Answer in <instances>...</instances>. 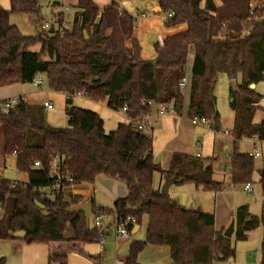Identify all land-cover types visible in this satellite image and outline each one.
I'll return each instance as SVG.
<instances>
[{"label": "trees", "instance_id": "trees-1", "mask_svg": "<svg viewBox=\"0 0 264 264\" xmlns=\"http://www.w3.org/2000/svg\"><path fill=\"white\" fill-rule=\"evenodd\" d=\"M119 1L111 0L99 10L92 0H76L69 27L60 28L62 12L52 13V31L49 28L33 37L22 35L9 24V17L38 16L40 0H8L9 9L0 8V88L30 84L40 74L48 90L65 95L67 105V126L55 127L47 123L42 105L19 100L4 108L7 100H0L4 154L13 156L16 171L27 177L26 183L0 177V241L95 244L98 235L88 227V217L68 213L85 200L67 192L74 185H91L98 176H106L123 183L127 194L113 201L109 210L96 209L89 201L92 213L130 217L134 227L140 226L144 216L148 218L145 240L130 245L123 264H137V255L146 245L168 248L169 264L231 262L235 249L229 238L214 230L212 215L186 209L168 194L152 189V174L158 172L175 185L192 183L220 191L222 184L212 179L208 162L174 153L169 168L160 169L152 157L151 139L137 132L131 121L150 113L145 102L151 101L168 106L178 116L202 117L218 130L214 87L219 75H225L234 114L230 179L233 184H250L253 158L240 153L238 143L252 137L264 140V119L253 123L257 111L264 113L259 106L264 95L255 90L264 77V0H221L220 6H214L213 0H157L158 13L171 16L164 28L185 25V29L154 44L153 66L144 65L139 42L133 37L135 19L119 9ZM36 45L39 50L31 52ZM190 50L193 60L184 104L178 82L186 75ZM78 95L105 103L114 112L127 103L125 117L131 121L105 134L98 114L72 106ZM53 157L57 171L67 174L71 183L46 198L42 190L54 182L49 166ZM259 185L260 216L251 215L246 206L237 207L232 214L233 238L245 241L249 232L260 227L258 264H264V177ZM66 261L64 255L51 254L47 264Z\"/></svg>", "mask_w": 264, "mask_h": 264}, {"label": "crops", "instance_id": "crops-1", "mask_svg": "<svg viewBox=\"0 0 264 264\" xmlns=\"http://www.w3.org/2000/svg\"><path fill=\"white\" fill-rule=\"evenodd\" d=\"M92 1L100 10L107 6L111 0ZM53 4H57L58 7L52 9L51 7ZM75 4L76 0H61L60 2L52 1L48 5L49 13L51 15L52 13L56 12H62L64 14V10H72V7ZM212 4L214 6H220L221 0H213ZM118 6L119 9L131 15L135 19V23L138 24V28L134 26L133 37L139 43H143V48L140 51V56L143 61H151L155 60L156 58L154 49L151 50L144 46V38L146 34H149L153 30L160 27V35L158 36L159 41L157 42L160 44L165 36L175 34L185 29V25H179L171 29L164 28L163 22L160 19L162 15L160 16L159 13H153L157 7V0H138V3L136 2L134 5L128 1L120 0L118 2ZM142 6H149L152 14L150 17L145 15V11L142 9ZM201 6H203V4H201ZM66 22L68 23L69 21L67 20ZM153 38L155 40V37ZM126 44L129 45V42ZM24 85L25 84H14L0 88V100L23 97L25 102L30 105H41L42 102L47 101L45 99L37 102L30 101V94L24 92L23 90ZM229 86L230 82L228 83V90ZM263 101L264 99L259 103L260 107H264ZM101 104L102 106L88 101L80 96H76L72 99V106L89 111L92 110V112L98 114L100 119L103 121L104 129L106 117L104 116L103 111L96 107L99 106L104 108V106H106L105 103ZM184 104H186V102ZM215 111L217 112L216 101ZM112 112L113 114L118 115V118L115 120L116 127L118 124H127L129 122V119L126 118L121 113V111ZM233 116L234 114L231 111L230 122L228 124L220 122L219 129L213 130L203 126H193L190 124L189 118H187L185 115L178 116L174 113H167L159 118L157 123L150 124L149 128L144 130L142 133L151 139L152 157L155 160V158L159 156V162L156 164H158L162 170H167L169 168L170 159L174 153L194 155L198 159L208 162L206 168H210L212 179L222 184L223 188L220 191L203 190L201 187H196L192 183H185L183 185H175L173 183L168 189V195L186 209H194L199 213L212 215L214 230L216 232H221L222 234L229 226L230 222L233 221L232 214L237 207L246 206L248 212L251 215L256 216L251 213L247 205L249 204V201L254 198L252 197V194H255L256 197L259 196L258 198L261 199L260 213L261 204L263 201L259 180L261 177H264V140L259 141L255 137H252L246 139V142L238 143V151L240 153L248 154L255 151L260 152V157L253 158L254 171L252 178H254L249 184V191L244 190V184H233L231 182L230 158L232 153V145L234 142L231 136ZM112 117L115 116H110L109 118ZM262 119H264V113L259 110L254 115L253 123H259ZM46 121L49 125H51L47 116ZM224 132L228 133L224 135ZM4 149L5 143L3 130L0 127L1 178H3L2 175L5 171L7 158L9 160L14 159L13 156H6L4 154ZM105 177L106 176H98L91 185H74L67 193L73 196H80L85 200V202L91 201L96 209L109 210L112 208L113 201L126 196L127 190L123 183L110 178L113 181L111 184L110 181H104ZM26 181H20V183H26ZM163 181L164 180L161 175L158 172H154L152 174V189L160 191ZM96 184L104 185L107 188L105 193L110 194L109 196L111 205L109 207L94 205V192L96 189ZM254 185H257L258 189H256ZM110 188H113V191H111ZM88 222H90V219ZM147 227L148 218L144 216L141 220L140 226H138V229L135 232L131 231L127 238L122 239H115L113 236H107L102 248H100L97 243H53L49 245H26L24 243L14 241L4 242L9 243L11 247V257L9 259V264H47L48 256L51 254L64 255L67 259L66 264H123L128 254L130 245L133 242H143L145 240ZM259 230V236L261 238L260 227ZM231 238H233V233L229 239ZM169 263V249L166 247H154L146 245L137 255V264Z\"/></svg>", "mask_w": 264, "mask_h": 264}, {"label": "rangeland", "instance_id": "rangeland-1", "mask_svg": "<svg viewBox=\"0 0 264 264\" xmlns=\"http://www.w3.org/2000/svg\"><path fill=\"white\" fill-rule=\"evenodd\" d=\"M52 1H58L61 0H40V14L38 16H26V15H15L12 14L9 17V24L12 26H15L18 28L20 33L25 36H36L40 33H44L45 30L41 29V26L46 22L50 25L53 23V16L49 13L48 5ZM122 1H128L131 4L138 3V0H122ZM143 7V6H142ZM0 8L4 10L9 9V2L8 0H0ZM141 8V6H140ZM145 11V15L147 17H150L151 11L149 6L142 8ZM135 10V9H134ZM142 12V11H141ZM159 11L155 10L153 13L158 14ZM73 11L71 9L64 10V22L60 26V28H67L69 27L70 20L72 18ZM163 14H160V16ZM69 21L68 23L66 21ZM135 27L138 28V24L135 23ZM54 28H57V25H54ZM244 34V32L242 33ZM160 35V27L158 29L153 30L151 33L146 34L144 38V46H146L149 49H154V44L159 41L158 36ZM152 37H155V40L152 41ZM140 49L143 48V43H139ZM39 50V46L36 45L34 47L30 48L31 52H37ZM193 60V51L190 50L186 71L185 74L187 77L190 76V68ZM228 79L225 75L221 74L219 75L215 87H214V97L216 101V110L219 115V121L224 124H228L231 119V110L229 108V102H228ZM24 92L30 94L29 99L30 101H41L43 99L50 102V104L53 106V110L51 112H47L46 116L48 118V121L51 125L55 127H66L67 126V117H66V109L67 105L65 103V96L62 93L50 91L47 89L45 81L42 86L38 88H34L30 84H25L23 86ZM183 92V91H182ZM256 92L264 95V77L262 82H260L256 86ZM185 96L184 102L187 100V92H183ZM77 101V100H76ZM264 102V101H263ZM98 105H101V103H97ZM96 106V105H94ZM104 106V105H103ZM99 110L103 111L105 118L104 123V133L108 134L111 131L115 130L116 127V118H118L117 114H113V112L108 109L106 106L99 107L96 106ZM92 111V110H91ZM185 115V114H183ZM110 116H115L112 118H109ZM241 143L246 142V139H242L240 141ZM242 147V145H241ZM243 148V147H242ZM6 167L5 171L2 175L4 179L20 182V181H26V175L19 173L15 169V163L14 159L9 160L7 158L6 160ZM103 177V176H102ZM254 178V177H253ZM253 178H251L253 180ZM104 181H110L111 184L113 181L110 178L105 177ZM256 189H258L257 185H254ZM95 192H94V205L95 206H102V207H109L110 204V194L105 193L107 191V188L104 185L96 184L95 185ZM111 191H113V188H110ZM253 199L249 201L248 208L251 211L252 214L256 215V217H259L260 213V198L259 196L256 197L255 194H252ZM89 221V217H88ZM89 227V222H88ZM260 230L259 227H256L254 230L248 233V237L245 241H238L236 242L234 238H231V244L233 248H235V255L231 262H228L226 264H258L259 259V236ZM18 236H21V233L17 234ZM106 240V239H105ZM25 244V243H24ZM26 245H36V244H26ZM37 245H43V244H37ZM11 254V247L9 243L0 241V259L3 258L4 264H9ZM257 254V255H256Z\"/></svg>", "mask_w": 264, "mask_h": 264}, {"label": "built area", "instance_id": "built-area-1", "mask_svg": "<svg viewBox=\"0 0 264 264\" xmlns=\"http://www.w3.org/2000/svg\"><path fill=\"white\" fill-rule=\"evenodd\" d=\"M170 14H165L161 16L162 22H166L168 19H170ZM50 28V24L44 23L41 26L42 30L47 31ZM44 77L40 74H37L33 77V79L30 82V85L34 88H38L43 85L44 83ZM188 86V77L185 75L180 79L178 82V89L180 91L186 90ZM81 97V95H78ZM19 100L25 102L23 97H15L10 98L6 101V103L3 105L4 108L12 107L14 104H16ZM145 104L151 108V112L147 115L143 116L141 119L131 121L129 119V122H133L135 129L139 133H143L144 130L148 129L150 124H155L158 122L159 118H161L163 115L167 113H173V110L169 108L166 105H159L154 104L151 101L145 102ZM42 107L45 109L46 112H51L53 110V106L50 104V102L44 101L42 102ZM127 108V103H123L121 108V113L125 116V111ZM127 118V117H126ZM190 124L193 126H203L205 128H211L208 121H206L202 117H194L192 119H189ZM228 132H224V135H226ZM251 158H258L260 157V152L255 151L252 153L247 154ZM57 165L58 161L56 157H53L49 166H50V175L54 178V182L51 186L45 188L42 190L46 198H52L54 194L58 193L59 191H64L68 186L69 183H71V178L66 174L59 173L57 171ZM39 166L38 163L34 164V167L37 168ZM244 190L249 191V184L244 185ZM90 219L89 222V228L91 230H94L98 235L97 245L102 248L105 239L107 236H113L115 239H122L127 238L131 231L134 228V219L127 217L125 219H119L116 217V215H108L103 212H94L91 213L90 216H88ZM110 222L109 226L107 227L108 223Z\"/></svg>", "mask_w": 264, "mask_h": 264}, {"label": "water", "instance_id": "water-1", "mask_svg": "<svg viewBox=\"0 0 264 264\" xmlns=\"http://www.w3.org/2000/svg\"><path fill=\"white\" fill-rule=\"evenodd\" d=\"M156 10L159 11V8L156 7ZM53 26H50V32L52 31ZM154 40V38L152 37V41ZM144 65L146 66H153L155 65V60H151V61H144ZM250 89L254 88V85L251 84ZM159 162V156H157L154 160V163H158ZM174 183V181L172 179H166L163 181L161 187H160V193L163 195H167L168 194V189L169 187ZM68 213H82L85 217L90 216V214L92 213V208H91V204L89 202H84L81 204H78L77 206H74L70 209H68ZM110 222L108 223L107 227L109 226ZM138 229V226H135L132 230V232H135ZM234 230V224L233 221L230 222L229 226L226 228V230L223 232V236L225 238H230L232 233Z\"/></svg>", "mask_w": 264, "mask_h": 264}]
</instances>
